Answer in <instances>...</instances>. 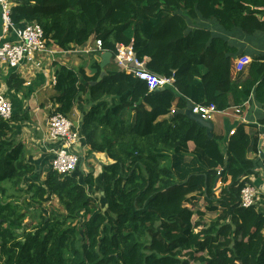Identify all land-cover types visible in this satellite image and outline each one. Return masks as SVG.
<instances>
[{
	"label": "trees",
	"instance_id": "1",
	"mask_svg": "<svg viewBox=\"0 0 264 264\" xmlns=\"http://www.w3.org/2000/svg\"><path fill=\"white\" fill-rule=\"evenodd\" d=\"M10 20L39 24L45 44L62 49L99 40L114 53L116 44L132 42L136 55L148 58L147 69L173 75L174 84L149 92L113 62L97 83V62L90 75L64 66L55 72L51 113L73 122L74 102L84 93L89 107L79 131L73 129L88 157L109 160L97 182L87 167L84 185L74 174L50 170L42 185L31 182L35 164L25 161L12 119H0V264H264V211L239 202L255 172L244 125L223 148V135L208 137L196 122L171 113L188 101L224 111L251 94L264 107V56L237 76L236 49L197 26L203 20L228 32H264V0H23L10 4ZM22 84L14 76L7 82L9 89ZM97 186L103 195L95 199L86 187ZM52 198L61 216L40 208ZM35 208L42 210L39 220L27 222ZM207 213L214 217L205 223Z\"/></svg>",
	"mask_w": 264,
	"mask_h": 264
},
{
	"label": "crops",
	"instance_id": "2",
	"mask_svg": "<svg viewBox=\"0 0 264 264\" xmlns=\"http://www.w3.org/2000/svg\"><path fill=\"white\" fill-rule=\"evenodd\" d=\"M1 15L0 8V36H3V39L7 42H16L17 36L12 32L13 30L10 29L8 33L3 34ZM26 24L28 23L13 25L16 28H22ZM256 34H261L259 39L260 41H264V32ZM245 37H247V35L244 33H234L230 34L229 39H226L229 45L236 49V53L232 55L233 64L242 57L248 59V63L244 66L242 72H237V76L242 74L243 78L248 74L249 66L254 61L255 57L260 55L264 56V49L261 50L259 48L249 47V41H247ZM95 43V40H90L82 46L71 45L68 49H62L56 46V44H48L47 49L52 52V54L37 55V60L41 62L40 68H36L29 63L20 64L16 68H10L9 66L0 64V95H2L11 105L12 113L10 119H12L11 127L14 129V139L17 143L23 146V150L26 151L28 155V162L36 164L39 161L37 164H42L46 167L50 160L49 156L51 154L49 153L48 147H51L52 144L47 141L46 128L48 117L57 106L52 99L54 96L53 87L56 82L55 72H57L61 66H64L67 69H73L75 71L83 69L86 74H92L94 72L92 65L93 62H97L100 67L101 56L103 53L107 52L105 50L103 52L96 51ZM248 48L252 49V51ZM111 62L114 64L113 57L111 58L110 63ZM12 76L23 81V84L19 89L8 88L9 86H7V82ZM78 80L80 83L83 82L82 78H79ZM78 100L79 103L74 102V120L73 122L69 120L77 130L79 128V122L82 120L83 115L86 112L85 108L89 107V102H87L89 99H87L84 93H81ZM77 104H79L80 107L83 106V108L80 109ZM240 107L241 112L239 114H233L232 111L227 113L226 116H230L232 122L227 124L225 128L216 129L215 123L213 122V119H211L214 125L213 133L216 135H223L222 147L226 148L228 138L234 134L237 126L240 124L244 125V131L248 134L251 140V144L247 149V158L255 165V172L249 176V181L251 184H255L260 188L264 184V160L260 159L259 156L260 151L264 149V143L261 142L264 135V107L255 100L254 94H251L247 101L240 105ZM132 116L133 115L130 116V122L132 121ZM127 117L129 116H126V118ZM10 119L8 121H10ZM230 132H233V134L231 135ZM256 135H258V146L257 152H254L253 137ZM74 151L76 153L78 152L77 154L81 157V160L92 158L96 161L95 164H92L95 165V167H92L94 169L95 178L98 180L97 175L99 174L98 171L100 172L99 175H101L102 164L109 162L105 155L94 154L88 157V146L83 138L78 145L74 147ZM102 159H104L105 162L102 161ZM257 162H260L262 165L259 170H256ZM86 172L87 168L84 171L81 170V172H79L78 169L76 171V173L83 174V177ZM76 173L74 174L75 176ZM31 179H35L34 175ZM258 208L260 211H264L263 199L258 203Z\"/></svg>",
	"mask_w": 264,
	"mask_h": 264
},
{
	"label": "built area",
	"instance_id": "3",
	"mask_svg": "<svg viewBox=\"0 0 264 264\" xmlns=\"http://www.w3.org/2000/svg\"><path fill=\"white\" fill-rule=\"evenodd\" d=\"M23 0H0L1 18L3 23V34L13 30L17 36V41L7 42L0 36V64L16 68L20 64L29 63L40 68L41 62L37 60V55H51L44 41L42 27L37 23H28L22 28H16L10 20V4L12 2H21ZM102 44L98 40L95 43L96 51L103 52ZM87 52V51H86ZM115 66L120 72L130 74L135 78L143 81L149 92L157 91L160 88L172 86L174 76H159L146 67L148 58L140 59L134 49L132 42L129 45L116 44L114 53H112ZM248 63V59L242 57L234 63L237 72L243 70ZM232 111L233 114L241 112L240 106L231 107L224 111H219L212 103L209 105H193L192 112L199 114L204 119H213L215 114H226ZM12 109L10 103L0 95V119L8 120L11 117ZM174 113V110L171 111ZM232 135L233 132H230ZM48 139L54 144L51 148L48 169L56 172L58 175H72L80 162L81 157L74 151V147L81 140L80 133L73 129V123L60 113H51L47 122ZM264 143V135L261 139ZM264 195L259 192L254 185H246L240 191V206L250 208L263 199ZM264 200V199H263Z\"/></svg>",
	"mask_w": 264,
	"mask_h": 264
},
{
	"label": "rangeland",
	"instance_id": "4",
	"mask_svg": "<svg viewBox=\"0 0 264 264\" xmlns=\"http://www.w3.org/2000/svg\"><path fill=\"white\" fill-rule=\"evenodd\" d=\"M197 26L201 27V28H207V29L212 31L214 36H218V37H221V38H224V39H229L230 34H234V33L243 34L239 30H233L232 32L225 31L219 25H217L215 22H212V21L198 20L197 21ZM260 36H261V34H255V35H252V36L247 35V37H245V38H246L247 41H249L250 45L248 44V46L251 47V48H259V49L263 50L264 49V41H260V39H259ZM248 49L252 51V49H250V48H248ZM87 102H89V100ZM75 103H79V100L77 99L75 101ZM77 106H79V104H77ZM79 108L82 109L83 106H81V107L79 106ZM86 109L87 108H85V110ZM213 122L215 123V128L216 129H222V128H225L227 126V124L232 122V118L230 116H226V114L225 115L224 114H218V115H215L213 117ZM128 123L129 122L127 121V124ZM46 135H47V128H46ZM81 137H82V135H81ZM47 141H48V143L52 144L51 147L50 146L48 147L49 148V153L51 154L52 151H51L50 148H53L54 144L48 139V135H47ZM49 158H50V156H49ZM24 159H25L26 162H28V160H29L26 151H25ZM43 159H45V158H43ZM102 161L105 162L104 159H102ZM95 163H96V161H94L92 158H88L86 160L82 159L79 162V164H78V166L76 168V171L78 169V171L81 172V170H83V171L86 170L87 167H90V166H94L95 167V165H92V164H95ZM261 166H262L261 163L257 162L256 170H259V168H261ZM46 167L48 168V166H46ZM46 167H44L42 164H35V171L31 174V177L34 175L35 179H31V177L29 176L30 179H31V182H34L37 186L42 185V182L44 181L45 174L49 170ZM76 171L73 174H75ZM98 173L100 174L99 171H98ZM99 174L97 175L98 178L100 176ZM82 175L83 174L76 173V176H77V179H78L79 183L84 185V182H83L84 177ZM260 175H261V173H260ZM94 177H95V175H94ZM95 180H96V178H95ZM263 180H264V178H263ZM96 182H97V180H96ZM254 186L256 188H258L259 192L264 195V184L260 188L258 186H256L255 184H254ZM86 189H87V192H88L89 196H91V197L93 196L95 199L96 198L98 199L100 197V195H102V194H100V193H102V191H100L101 187L97 186V188L94 189V190L93 189L91 190L88 187H86ZM263 199H264V197H263ZM25 201H28V199H25ZM98 203H99L100 208L105 209V205H103V203H104L103 199H102V201H99ZM40 208L44 210V215L45 216L50 215L51 212L52 213L56 212L55 213L56 215L61 216L62 212H63V211H61L62 206L60 205L59 201L56 198H52L50 200V203L46 202V203L41 204ZM197 208L200 209V210H204V203H203L202 199H200V201L197 203ZM26 210H27V208H26ZM40 212L42 213V210L39 209V211H36V208L29 210V214H31V216L28 214L27 217H26V221L28 222V220H31L32 222H37L39 219H37L36 215L40 214ZM30 217L33 218V219H31ZM213 217H214V215H212L210 213H207L205 218H204L205 223H207ZM195 219H196V216L193 217V221Z\"/></svg>",
	"mask_w": 264,
	"mask_h": 264
},
{
	"label": "water",
	"instance_id": "5",
	"mask_svg": "<svg viewBox=\"0 0 264 264\" xmlns=\"http://www.w3.org/2000/svg\"><path fill=\"white\" fill-rule=\"evenodd\" d=\"M112 58V53L111 52H105L103 53V55L101 56V63H100V75L96 81L99 82L102 80V78L106 75V72L104 71V68L109 65L110 61ZM165 88H160L157 91H163ZM192 108H193V104L191 102L188 101L187 106L185 109H175L173 114H182L184 115L186 118L196 122L197 126L200 128H204L206 135L208 137L212 136L213 133V122L209 119H204L202 118L199 114H195L192 112ZM260 159L264 160V149H262L260 151ZM103 195V193H101ZM107 208V205H105V209ZM103 209V211L105 210Z\"/></svg>",
	"mask_w": 264,
	"mask_h": 264
},
{
	"label": "clouds",
	"instance_id": "6",
	"mask_svg": "<svg viewBox=\"0 0 264 264\" xmlns=\"http://www.w3.org/2000/svg\"><path fill=\"white\" fill-rule=\"evenodd\" d=\"M1 14H2V12H1ZM212 121V120H211Z\"/></svg>",
	"mask_w": 264,
	"mask_h": 264
}]
</instances>
